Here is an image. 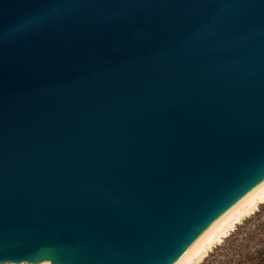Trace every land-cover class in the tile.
Instances as JSON below:
<instances>
[{
  "label": "water",
  "instance_id": "obj_1",
  "mask_svg": "<svg viewBox=\"0 0 264 264\" xmlns=\"http://www.w3.org/2000/svg\"><path fill=\"white\" fill-rule=\"evenodd\" d=\"M264 181V0H0V264H189Z\"/></svg>",
  "mask_w": 264,
  "mask_h": 264
},
{
  "label": "rangeland",
  "instance_id": "obj_2",
  "mask_svg": "<svg viewBox=\"0 0 264 264\" xmlns=\"http://www.w3.org/2000/svg\"><path fill=\"white\" fill-rule=\"evenodd\" d=\"M7 264H28L9 262ZM194 264H264V202Z\"/></svg>",
  "mask_w": 264,
  "mask_h": 264
},
{
  "label": "bare ground",
  "instance_id": "obj_3",
  "mask_svg": "<svg viewBox=\"0 0 264 264\" xmlns=\"http://www.w3.org/2000/svg\"><path fill=\"white\" fill-rule=\"evenodd\" d=\"M264 202V181L257 186L243 201H241L234 210L229 214L225 221L220 225V227L215 231L211 238L206 242V244L201 248V250L196 254L189 264H194L200 261L212 246L219 243L223 237H225L245 216L252 213L257 206ZM24 262V261H19ZM17 262V263H19ZM28 264H40L38 262L29 260L26 261Z\"/></svg>",
  "mask_w": 264,
  "mask_h": 264
}]
</instances>
